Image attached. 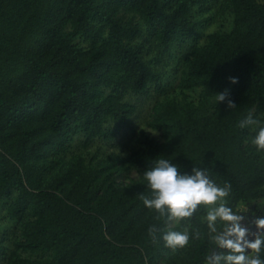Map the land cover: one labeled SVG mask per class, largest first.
<instances>
[{
	"label": "trees",
	"instance_id": "trees-1",
	"mask_svg": "<svg viewBox=\"0 0 264 264\" xmlns=\"http://www.w3.org/2000/svg\"><path fill=\"white\" fill-rule=\"evenodd\" d=\"M191 1L0 0V199L9 198L17 222L14 248L6 253L0 242V264H208L220 250L206 209L171 227L143 203L152 198L144 172L161 158L181 174L206 169L218 186L231 185L233 211L243 203L264 216V152L252 143L264 126V0H227L232 28L193 46L183 95L156 105L149 125L161 137L144 131L125 155L89 149L98 137L115 138L109 121L130 122L129 92L159 88L163 77L131 41L137 28L121 12L138 14L169 46L203 24ZM194 87L202 88L198 102L185 93ZM249 113L260 125L241 129ZM77 133L87 150H70ZM187 225L188 244L166 247L163 235Z\"/></svg>",
	"mask_w": 264,
	"mask_h": 264
},
{
	"label": "clouds",
	"instance_id": "clouds-1",
	"mask_svg": "<svg viewBox=\"0 0 264 264\" xmlns=\"http://www.w3.org/2000/svg\"><path fill=\"white\" fill-rule=\"evenodd\" d=\"M230 80L232 83L238 82L236 77ZM227 96V91L219 92L218 102L225 101ZM227 106L231 109L236 107L230 99L227 100ZM259 125L260 121L254 119L251 113L239 123L241 129ZM252 143L258 151L264 152V126L259 127ZM144 178L152 198H141L147 208L159 213V217L166 215L168 221L179 223L191 218L201 207L206 209L204 219L209 229V238L214 247L220 250L218 253L211 252L207 257L208 264H264L260 256L264 249V216L252 221L256 227L255 232L246 226L243 223L245 216L240 213L247 209L233 211L227 204L230 184L218 186L207 175V170L200 167H194L192 174H181L177 165L164 158L157 160L153 168L145 171ZM148 231L155 240L159 229L152 226ZM196 236L199 238L198 232ZM163 240L166 247L175 251L188 244L189 233L168 231L163 235Z\"/></svg>",
	"mask_w": 264,
	"mask_h": 264
},
{
	"label": "rangeland",
	"instance_id": "rangeland-1",
	"mask_svg": "<svg viewBox=\"0 0 264 264\" xmlns=\"http://www.w3.org/2000/svg\"><path fill=\"white\" fill-rule=\"evenodd\" d=\"M164 2L169 3L170 0H164ZM191 4L194 17L197 20H201L203 24L199 27L198 33L194 38L184 37L169 46L162 45L156 40L154 29L149 28L138 14L125 11L121 12L124 20L131 19L137 28L131 41L138 46L143 56L151 61L152 65L162 73L163 77L159 88L154 84L150 86L146 93H128L126 98L136 105V111L130 122L123 124L109 121L108 128L116 132L115 138H96L89 146L91 151H97L98 154L102 155L115 150L121 155H125L134 146L139 144L143 138L144 131L161 137V131L152 128L149 125V121L152 119L158 103L170 96L183 95L180 88V80L184 75V69L186 68V62L190 56L191 49L193 46L205 43L210 32L219 28L230 29L233 26L234 14L227 7V0H192ZM81 40L78 39V41ZM82 43L84 45L88 44L87 41ZM201 90V87H194L186 89L185 93L189 95L190 100L198 102ZM83 140L82 133L75 134L73 140L69 143L70 150L77 151L85 149ZM130 173L137 175L138 170L133 169ZM119 177L123 178V176ZM260 201L264 204V199ZM8 203L9 198L0 199V242L5 245L6 253H9L14 248L15 237L13 232L17 223L16 220L11 219L7 215ZM239 207L240 209H247L243 212L246 216L244 224L255 232L256 227L252 221L260 216L252 212L250 207L243 203ZM167 223L171 227L179 225L175 221H167ZM184 229L187 231L189 226L187 225ZM213 252H217V250H213Z\"/></svg>",
	"mask_w": 264,
	"mask_h": 264
},
{
	"label": "water",
	"instance_id": "water-1",
	"mask_svg": "<svg viewBox=\"0 0 264 264\" xmlns=\"http://www.w3.org/2000/svg\"><path fill=\"white\" fill-rule=\"evenodd\" d=\"M255 237H251L250 239H254Z\"/></svg>",
	"mask_w": 264,
	"mask_h": 264
}]
</instances>
